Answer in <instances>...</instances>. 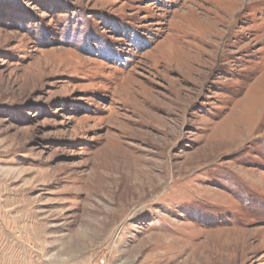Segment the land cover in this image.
Returning <instances> with one entry per match:
<instances>
[{"label": "rangeland", "instance_id": "1", "mask_svg": "<svg viewBox=\"0 0 264 264\" xmlns=\"http://www.w3.org/2000/svg\"><path fill=\"white\" fill-rule=\"evenodd\" d=\"M0 264H264V0H0Z\"/></svg>", "mask_w": 264, "mask_h": 264}]
</instances>
